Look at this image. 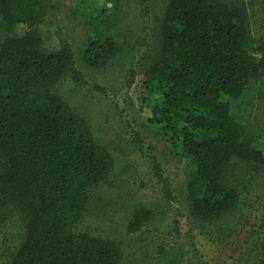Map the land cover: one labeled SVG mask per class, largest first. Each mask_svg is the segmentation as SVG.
Returning <instances> with one entry per match:
<instances>
[{"label":"trees","instance_id":"1","mask_svg":"<svg viewBox=\"0 0 264 264\" xmlns=\"http://www.w3.org/2000/svg\"><path fill=\"white\" fill-rule=\"evenodd\" d=\"M80 1L85 12L88 0ZM108 1L110 17L91 21L76 56L69 36L55 41V0H0V225L18 210L24 229L9 264H130L118 243L76 231L91 192L113 173L115 161L84 116L55 93L67 78L86 85L79 65L100 70L139 48L140 39L131 45L119 24L129 3L147 19L152 0ZM258 1L163 0L154 43L138 63L147 137L190 161L183 210L201 229L236 215L251 178L264 171V117L257 118L264 110V35L253 33L250 14ZM133 77L131 71L126 86ZM132 132L129 151L145 158L163 199L175 203L158 160ZM153 219L152 211L135 209L126 232ZM169 252L160 244L162 261L180 264L182 250L167 262ZM252 252L243 264H264V238Z\"/></svg>","mask_w":264,"mask_h":264},{"label":"rangeland","instance_id":"2","mask_svg":"<svg viewBox=\"0 0 264 264\" xmlns=\"http://www.w3.org/2000/svg\"><path fill=\"white\" fill-rule=\"evenodd\" d=\"M55 3L58 5L54 16L55 41L69 36L75 54L88 36L93 25L91 21L108 19L112 9L108 0H94L91 4L88 0L85 12L80 11L85 1L55 0ZM163 5V0H152L147 19L141 17L136 3L125 5L119 24L121 33L128 35L131 45L135 39H140L139 48L132 52V57L124 63L123 57H116L100 70L79 65L86 85L75 84L67 78L55 88L58 96L84 116L96 141L115 161L113 173L91 192L86 214L76 231L118 243L123 258L130 264H166L158 255L160 244L172 248L167 262L181 249L180 264H243L264 238V171L251 178L247 197L236 215L216 224L215 228L201 229L191 224L183 210L184 186L192 168L190 161L175 159L164 145L155 143L153 135L151 139L147 137L151 129L145 123L146 113L140 108L145 95V76L138 63L148 51L145 46L154 43L152 31L162 16ZM250 14L253 33L264 35V0L253 5ZM22 31L20 26L15 33ZM131 71L134 72L133 82L126 86ZM260 113L257 118L264 117V110ZM132 131L141 134L144 152L153 154L158 160L163 176L173 189L175 203L169 204L163 199L161 186L149 172L145 158L129 151ZM150 140L151 150L147 147ZM140 208L152 211L154 219L139 232L129 234L126 223L133 211ZM23 233L22 214L14 210L0 225V264L10 263L22 243Z\"/></svg>","mask_w":264,"mask_h":264}]
</instances>
